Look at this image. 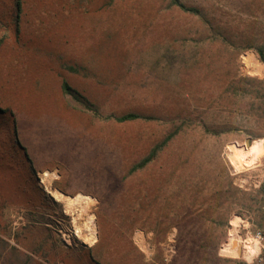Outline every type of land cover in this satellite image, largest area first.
<instances>
[{
	"label": "rangeland",
	"instance_id": "rangeland-1",
	"mask_svg": "<svg viewBox=\"0 0 264 264\" xmlns=\"http://www.w3.org/2000/svg\"><path fill=\"white\" fill-rule=\"evenodd\" d=\"M178 1L199 13L172 0H0V264H252L221 249L232 233L242 249L248 232L227 186L264 185V0ZM130 113L140 118L117 121ZM48 189L94 201L80 217ZM87 215L93 248L74 234Z\"/></svg>",
	"mask_w": 264,
	"mask_h": 264
},
{
	"label": "bare ground",
	"instance_id": "bare-ground-1",
	"mask_svg": "<svg viewBox=\"0 0 264 264\" xmlns=\"http://www.w3.org/2000/svg\"><path fill=\"white\" fill-rule=\"evenodd\" d=\"M244 62L248 65V66H253L254 69H256L257 71L262 70L261 66L256 65L255 60L253 58V55H246L244 56ZM263 148V142L262 141H254L252 146L249 148V151L251 152V155L253 157H256L257 155H259L261 153V150ZM245 149V148H244ZM244 150L241 149L240 152L239 151H233V156L234 159L237 162V169L240 167L241 165V159L242 157H244ZM44 176H46V174H44ZM49 193L54 197V199H56L57 201L63 202L65 204V207L67 210L69 211H73L76 208H80V214L78 216H82L83 214H85L87 212V209L93 204L94 199L88 196H84L81 194L76 195L75 197H67L65 195H63L61 192L57 191V190H49ZM87 214V213H86ZM88 216V215H87ZM74 234L76 235L77 238H79L82 242L88 243V244H92L93 242H95V231H94V224H93V216H88L87 218H85V221L83 223H79V225H75L74 226ZM233 233H232V237L230 239V243L228 244L227 247L223 248L221 250L222 254H227L228 252L231 253L230 249H236V253L238 248H239V242L237 243V240L234 239L233 237ZM136 239V238H135ZM138 243L140 245H142V235H138L137 239ZM241 249V247H240ZM249 252H254L256 250L255 245H251L249 248ZM235 254V253H234Z\"/></svg>",
	"mask_w": 264,
	"mask_h": 264
},
{
	"label": "trees",
	"instance_id": "trees-1",
	"mask_svg": "<svg viewBox=\"0 0 264 264\" xmlns=\"http://www.w3.org/2000/svg\"><path fill=\"white\" fill-rule=\"evenodd\" d=\"M172 3L173 4H175L176 6H178L181 10H183V11H186V12H190V13H196V14H198L199 12L196 10V9H194V8H187V7H185L183 4H181L178 0H172ZM16 10H17V12L19 13V10H20V3H19V1L17 2L16 1ZM262 55V54H261ZM262 57V60L264 59L263 58V55L261 56ZM62 90H63V92H64V94H66V95H69V96H71L72 98H74L75 100H79V98H78V95H77V93L75 92V91H73V90H71V88L67 85V83L66 82H63L62 83ZM3 112V110H1L0 109V113H2ZM138 118H140V116L139 115H137V114H134V113H130V114H126V115H124V116H121V117H119V118H117V121L118 122H125V121H132V120H135V119H138ZM177 132H178V129H175L173 132H171L170 134H168V136L167 137H165L162 141H161V143L160 144H158L157 146H154L133 168H132V171L134 172V171H136V170H138V169H143V168H145L150 162H152L154 159H155V157L157 156V154H158V152L165 146V145H167V143L177 134ZM13 133H14V135H15V130L13 131ZM131 170H130V172H132ZM227 190L229 191V192H236L237 194H239L240 195V197H242L241 199H239V198H237L236 197V199L233 201V204L234 203H236L238 206H240V207H243V208H245V209H248L249 207H250V205H245L244 204V197H246V196H248V195H250V193L249 192H247V191H243V190H240V189H238V188H232L231 187V185L229 184L228 186H227ZM258 193H260V194H262V191H260V192H258ZM220 194V196H219V198H220V203H219V208H221V209H223L226 213H227V217H228V214H230V212H231V206H232V204H230V203H227L225 206H228L229 208V210L228 209H226L223 205V202H226L227 201V199H228V197H227V195H226V190L225 191H223V192H220L219 193ZM259 194V195H260ZM45 197V199L47 198H49L50 196H44ZM51 198V197H50ZM49 198V199H50ZM253 201H257V200H255V199H253ZM232 203V202H231ZM256 203H259V202H256ZM263 205V204H262ZM200 219H201V215H199L198 216V219L195 221L196 223H198L199 221H200ZM216 224L218 225V226H226L227 225V218H223V220H219V221H217L216 222ZM181 242H182V244L185 242V241H182V236H179L178 237V244H177V246H178V248H179V252H180V249H182V247L184 246V245H181ZM180 246V247H179ZM197 246H200V244H197ZM204 246V245H203ZM193 259V258H192ZM185 263V262H184Z\"/></svg>",
	"mask_w": 264,
	"mask_h": 264
},
{
	"label": "crops",
	"instance_id": "crops-1",
	"mask_svg": "<svg viewBox=\"0 0 264 264\" xmlns=\"http://www.w3.org/2000/svg\"><path fill=\"white\" fill-rule=\"evenodd\" d=\"M246 191L247 192H249L250 193V195L251 196H256V195H259L260 193H258V192H260V191H262V193H264V185H252V186H250V187H248L247 189H246ZM261 195V194H260ZM50 197H53V196H50ZM57 201V200H56ZM239 219L241 220V223L242 224H245V226H246V228H247V230H248V232L247 233H245V236H247V234H252V233H254L255 231H257V230H260V231H262L263 232V234H264V205H258L256 202L252 205V206H250L248 209H247V211H246V216L245 215H243V216H241V217H239ZM244 226V225H243ZM239 234H240V236H244L243 234H244V232H240V230H239V232H238ZM237 233V234H238ZM230 239H231V236H230V238H229V240H228V242L223 246V248L224 247H226V246H228V244L230 243ZM96 243H98V240L97 241H95ZM239 241H238V239H237V243H238ZM84 243V242H83ZM96 243H92V244H89L88 245V247L89 248H93V247H95V245H96ZM86 244V243H85ZM239 244V243H238ZM222 248V249H223ZM221 249V250H222ZM231 250V254L230 255H236L237 253H236V249H230ZM241 252H242V255H243V251H242V249H241ZM235 253V254H234ZM77 261V263L76 264H79V260L77 259L76 260ZM47 262V261H46ZM45 263V262H44ZM91 264V262L88 260V261H82V262H80V264ZM46 264V263H45Z\"/></svg>",
	"mask_w": 264,
	"mask_h": 264
},
{
	"label": "built area",
	"instance_id": "built-area-1",
	"mask_svg": "<svg viewBox=\"0 0 264 264\" xmlns=\"http://www.w3.org/2000/svg\"><path fill=\"white\" fill-rule=\"evenodd\" d=\"M250 236H245L242 244V251L247 250L249 261L252 264H264V234L262 231L257 230ZM255 245L256 250L249 252V247ZM247 248V249H246Z\"/></svg>",
	"mask_w": 264,
	"mask_h": 264
},
{
	"label": "water",
	"instance_id": "water-1",
	"mask_svg": "<svg viewBox=\"0 0 264 264\" xmlns=\"http://www.w3.org/2000/svg\"><path fill=\"white\" fill-rule=\"evenodd\" d=\"M237 252H238L239 255H241L242 252H241L240 247L238 248Z\"/></svg>",
	"mask_w": 264,
	"mask_h": 264
}]
</instances>
